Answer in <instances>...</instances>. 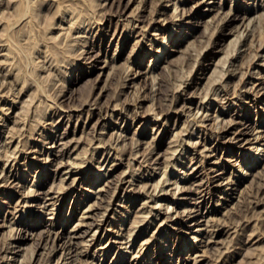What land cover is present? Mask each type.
I'll return each instance as SVG.
<instances>
[{
    "label": "rangeland",
    "instance_id": "374dc122",
    "mask_svg": "<svg viewBox=\"0 0 264 264\" xmlns=\"http://www.w3.org/2000/svg\"><path fill=\"white\" fill-rule=\"evenodd\" d=\"M0 264H264V0H0Z\"/></svg>",
    "mask_w": 264,
    "mask_h": 264
},
{
    "label": "bare ground",
    "instance_id": "6f19581e",
    "mask_svg": "<svg viewBox=\"0 0 264 264\" xmlns=\"http://www.w3.org/2000/svg\"><path fill=\"white\" fill-rule=\"evenodd\" d=\"M221 21H223V20H221ZM171 24H172V23H171ZM172 28H173V27H172ZM219 30H220V28H219ZM172 31H173V29L171 30V32H172ZM217 31H218V30H217ZM171 32H170V33H167L166 35H165V34L163 35V37L165 38V40H164V39H163V40H164L165 42H166V40L169 38V35L171 34ZM242 33H243V32H242ZM243 34H244V33H243ZM243 34H242V35H243ZM245 36H246V35H245ZM242 37H243V36H242ZM240 38H241V34H240ZM241 39H242V38H241ZM241 39H240V40H241ZM237 40H238V39H237ZM238 41H239V40H238ZM238 41H237V42H238ZM235 45H236V44H235ZM240 66H241V65H240ZM240 66H239V68H240ZM241 68H242V67H241ZM238 72H239V70H238ZM222 75H223V74H222ZM234 75H235V74H234ZM232 76H233V75H232ZM222 77H223V76H222ZM61 79H62V78H61ZM178 86H179V85H178ZM224 86H225V85H224ZM222 87H223V86H222ZM226 87H227V86H226ZM177 88H179V87H177ZM224 89H227V88H224ZM176 90H177V89H176ZM213 91H214V90H213ZM225 92H227V90H226ZM224 94H225V93H224ZM166 95H167V94H166ZM224 96H225V95H224ZM167 98H168V97H167ZM165 99H166V97H165ZM200 105H201V104H200ZM201 106H202V105H201ZM199 107H200V106H199ZM197 108H198V107H197ZM197 113H198V112H197ZM203 119H204V118H203ZM196 123H197V122H196ZM178 146H179V145H178ZM253 148H254V147H251V150H252ZM14 149H15V148H14ZM14 149H13V150H14ZM175 150L177 151V149H175ZM175 150H174V151H175ZM251 150H249V153H251ZM261 150H262V149L259 148V151H261ZM18 151H19V150H17V152H18ZM176 151H175V152H176ZM13 153H14V152H13ZM13 153H12V154H13ZM14 154H15V153H14ZM257 154H260V153L257 152V153L255 154V157L253 156V158H249V162H250V163H251L252 161H255V160H256V156H257ZM250 159H251V161H250ZM4 177H5V176H4ZM156 187H157V186H156ZM230 188H231V186H228V187H227V190H230ZM160 189H161V188H160ZM162 190H163V189H162ZM153 191L155 192V188L153 189ZM156 195H157V194H156ZM150 196H151V195H150ZM150 196H149V198H150ZM152 196H153V195H152ZM148 214H150V213H148ZM142 221H143V220H142ZM149 221H150V220H149ZM136 222H137V221H136ZM145 222H146V221H145ZM139 223H141V221H140ZM142 223H143V222H142ZM130 236H131V235H130ZM196 237H197V234L195 233V235L192 237V239H195Z\"/></svg>",
    "mask_w": 264,
    "mask_h": 264
}]
</instances>
